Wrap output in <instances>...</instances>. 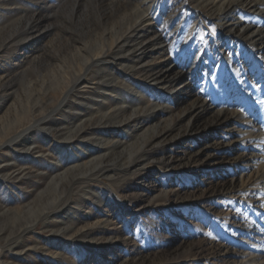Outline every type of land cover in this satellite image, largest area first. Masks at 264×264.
<instances>
[{
  "label": "rangeland",
  "instance_id": "obj_1",
  "mask_svg": "<svg viewBox=\"0 0 264 264\" xmlns=\"http://www.w3.org/2000/svg\"><path fill=\"white\" fill-rule=\"evenodd\" d=\"M139 1L0 0V125L35 104L37 94L49 92L56 104L79 75L95 82L87 92L77 86L53 112L46 120L49 132L36 130L34 150L22 154L6 145L0 151L4 173L11 175L0 177V264H234L253 255L264 258V249L255 250L264 238V181L228 189L264 163V59L244 49L248 60L228 77L218 63L219 51L229 55L234 45H253L220 24L239 17L264 26V1L257 5L260 12L237 2L219 12L209 1L222 0H160L150 29L136 34L131 13ZM149 1L154 12L157 0ZM99 50L109 62H93L80 72L85 55ZM199 52L204 57L198 59ZM158 54L171 56V69L159 76L161 89L150 87L141 98L130 88L135 84L141 93L145 76L158 78ZM253 60L261 72L251 71ZM128 65H136L135 74ZM61 79L63 89L55 88ZM103 93L108 101L100 98ZM118 93L126 95V104L120 105ZM168 93L181 100H169ZM224 99L229 103L222 106ZM155 102L165 107H156V118ZM192 102L208 109L190 115ZM106 108L115 114L110 119L101 116ZM179 113L180 125H170ZM220 115L241 119L229 127L239 132L252 130L242 123H255L254 140L237 142L230 152L228 141L237 138L210 124ZM154 120L164 132L148 140ZM79 123L68 141L66 131ZM102 136L121 144L100 150L89 141ZM205 144L214 146L203 149ZM141 145L146 153L121 166L127 151ZM209 149L214 156L200 159V150ZM99 151L94 165H79ZM254 155L262 158L255 161ZM42 211L32 229L21 233ZM249 225L253 232H245Z\"/></svg>",
  "mask_w": 264,
  "mask_h": 264
},
{
  "label": "bare ground",
  "instance_id": "obj_2",
  "mask_svg": "<svg viewBox=\"0 0 264 264\" xmlns=\"http://www.w3.org/2000/svg\"><path fill=\"white\" fill-rule=\"evenodd\" d=\"M153 1V0H152ZM205 1V0H204ZM209 1V0H207ZM206 1V2H207ZM263 2L264 0H222V1H219V2H216V1H209L212 6L216 9L219 10V12L223 11L224 9L226 8H231L232 3L234 2H237L239 3L243 8L247 9V10H250V11H258L260 12L261 10L257 7V5L260 3V2ZM152 3V2H151ZM156 7L154 8V12L151 11V8H150V1L149 0H141L138 2L137 5H135V8L133 10V27H134V31L137 33H140L141 31H144V30H148V28L150 29V26L151 25V19L153 20L154 17L156 16L157 12L160 11L159 10V6L158 4L160 3V0H157L156 1ZM153 4V3H152ZM160 5V4H159ZM237 5V4H236ZM246 11V10H245ZM211 12V11H210ZM242 15V14H241ZM234 16V15H233ZM132 17V15H131ZM237 17V16H236ZM233 19V18H232ZM224 20L223 18L220 19V21ZM127 21V20H126ZM129 21V20H128ZM131 21V20H130ZM130 25V24H129ZM129 25L127 24L126 28L128 30L129 28ZM220 26H222L223 28H226V31L225 33L227 32H234L233 30H235L236 34L238 37L242 38L243 40L246 38L248 39L249 42H251L253 45H246V48H243L242 45H234V52L230 53L229 55H224V53L222 54V51H219V55H221V57L218 59V63H219V71L220 73L224 74L226 73L224 76H230L229 73H231L232 75L235 74L234 71L235 70H238L240 67H242V65L244 64L245 60H248V59H244V57L242 56V52H244V49L247 51V50H251L253 53L251 54H256L259 58L264 59V26H262V24H257L255 23L254 21H249V20H244L243 18H239L237 17L236 19H233L232 21L228 22V21H225V22H222L220 24ZM125 28V29H126ZM223 28L222 30L220 29L219 31L220 32H223ZM131 29V28H130ZM133 30V29H132ZM125 32V31H124ZM129 32V30H128ZM128 32L125 34L126 37H128ZM239 34V35H238ZM242 34H249V36L247 35H244L242 36ZM130 36V35H129ZM241 39V40H242ZM247 42V41H246ZM249 42L247 44H249ZM116 46V45H115ZM122 46V45H121ZM141 46V45H140ZM144 46V45H142ZM207 46V45H206ZM215 46L214 48L215 49H218L221 47L220 45H213ZM136 47V46H135ZM139 47V46H138ZM123 48V47H121ZM162 49V47H160ZM210 48V47H209ZM113 49V48H112ZM120 49V48H119ZM132 49V48H131ZM146 49V47H145ZM111 50V49H110ZM130 50V49H129ZM133 51H136L133 49ZM109 52V50H108ZM113 52V51H112ZM137 52V51H136ZM143 52V50H142ZM164 52V51H162ZM123 53V52H122ZM105 54V51L104 50H99L98 52H96L94 54V56H92L91 58L87 57L85 55L84 59L80 62V72L82 71H86L88 70L90 64H92L93 62L94 63H107L109 61H104L103 59V56ZM121 54V53H120ZM134 54V53H133ZM136 54V53H135ZM103 55V56H102ZM107 55V53H106ZM164 55V54H163ZM137 56V54H136ZM256 56V57H257ZM170 57L171 56H168V57H162L161 55L158 54V57H155L154 61H153V65L155 64L157 70H156V76H158V78L154 79V78H151V74L150 75H147L145 76V78H143V81H144V86H141V93H139V91L137 90L138 88L134 85H132V87L130 88V90L134 93H137V95H139L141 98H144V96L146 97V93H149L151 92V88L150 87H155V88H160L161 87V80L158 82V79H159V76H162L164 74H166L167 72H169V70L171 69V65H170ZM197 57L198 59L199 58H202L204 57V54H202V52H199L197 54ZM117 58V57H115ZM160 58V59H159ZM172 59V58H171ZM257 59V58H256ZM103 60V61H102ZM258 60V59H257ZM101 61V62H100ZM174 61V60H172ZM195 61V60H194ZM264 61V60H263ZM146 62H149V61H146ZM142 63L141 66H143V64H147V63ZM110 63H113V62H110ZM251 63V62H250ZM152 64V63H151ZM125 66V65H124ZM264 66V65H263ZM262 66V67H263ZM149 67V65L147 66ZM192 67V66H191ZM150 68V67H149ZM128 71L133 75L135 73H133L132 70L136 69V65H128L127 68ZM139 69V68H138ZM261 65H259L257 62H255L253 60V67L251 69V71L253 73H258V72H261ZM137 73V72H136ZM149 73V72H148ZM146 75V74H145ZM243 76H246V73L242 74ZM136 76V75H135ZM138 76V75H137ZM134 77V76H133ZM155 77V76H154ZM226 77V78H227ZM137 78V77H136ZM232 78V77H231ZM225 79V78H224ZM1 80V79H0ZM62 80V79H61ZM59 80L56 85H55V88H58V89H63L62 86L65 85V83H63V80L65 81V77L64 79L61 81ZM175 79H173L174 81ZM220 80V79H218ZM248 80V83H249V79L247 78ZM137 81V80H136ZM243 80H240V82H242ZM109 84V82H107ZM235 83V82H234ZM84 84V85H83ZM95 82L92 81V79H88L87 78V75L86 74H82V75H79L78 76V79L76 80V83H74L70 88L66 89L63 91L62 93V97L61 99H59V101H57L58 103L56 104H52L54 99H52V97L48 94L49 90L47 91L48 93H44L43 96L41 94H37L38 96V100L35 104H33L31 107H22L21 110L19 111H16L15 114L10 117L8 120L6 121H3V123L0 125V151L1 150H4V147L6 145H10L11 147H15L21 151V153L23 154L24 152H30L32 150H34L36 148V140L33 139V135L36 133V130H40L41 132L43 133H47L49 132V130L51 129L50 126L47 124L46 120L51 118L52 117V114L53 112L58 108H61L63 106H65V104L67 103V101L70 99L71 97V93L73 91L76 90L77 86H80L82 87V89H87L88 85H94ZM123 84V83H122ZM244 84V83H243ZM158 86V87H157ZM166 86V85H165ZM107 87V86H105ZM54 88V87H53ZM126 88V87H125ZM101 89V88H100ZM161 89V88H160ZM52 90V89H51ZM81 90V89H80ZM88 91V89L86 90V92ZM106 91V90H105ZM108 91V90H107ZM110 91V90H109ZM143 92V93H142ZM153 92V91H152ZM175 92V91H174ZM120 93H118L117 95V98H118V101L121 104L125 103L126 104V97L124 98L123 96L125 95H119ZM177 94V92L175 93ZM154 95V94H153ZM180 94H178V96H172V93H168L167 94V98L170 100L173 99V101L175 102H178L181 100V98L179 97ZM55 96V95H54ZM126 96V95H125ZM149 97V96H148ZM56 98V97H55ZM100 98L103 100V101H108L109 99V96L107 95V93H103L100 95ZM135 98V97H134ZM139 98V97H138ZM158 98L159 99H162V95L161 94H158ZM137 99V98H136ZM139 100V99H138ZM163 100V99H162ZM192 101V100H191ZM110 102V101H109ZM195 102V101H194ZM192 102L191 106L188 108V114L192 115V114H195V116H198L203 110H207L208 109V106H206L204 103H201L200 105H198L197 103H194ZM203 102V101H202ZM48 103H51L50 105H52L51 107L49 106L48 108V111L45 112V109L47 110V107H48ZM118 103V104H119ZM200 103V102H199ZM229 103L228 99H224L221 104L222 106ZM116 104V103H115ZM162 104V103H161ZM164 104V103H163ZM98 106L100 105L99 103L97 104ZM134 105V103H133ZM154 108L153 110L151 111L152 113V117H157L158 116V113L160 114V110L159 112H155L156 110V107H162V105H160L158 102H155L154 104ZM198 105V106H197ZM132 106V105H131ZM147 106V105H146ZM167 106V105H166ZM185 107V106H184ZM99 108V107H98ZM165 108V107H164ZM163 108V109H164ZM199 108V109H198ZM107 109V108H106ZM105 109V110H106ZM133 109V108H132ZM168 109V108H167ZM210 109V108H209ZM104 110V111H105ZM183 110V109H182ZM162 111V110H161ZM220 111V110H219ZM115 112V111H114ZM119 112V111H118ZM122 112V111H121ZM180 112V111H179ZM184 112H187V110L185 109ZM218 112V111H217ZM117 113V111H116ZM137 112H135L136 114ZM182 113V112H181ZM177 114L176 116V119L175 120H172V118L168 121V123L170 125H180V122L183 120L180 119L179 115L181 114ZM118 114V113H117ZM226 114V113H225ZM229 114V113H228ZM113 115H115L114 113H111V111H108V109L104 112L103 115L101 116H108L109 119L110 117H113ZM119 115V114H118ZM122 115V114H121ZM134 115V114H133ZM160 116V115H159ZM115 119V118H114ZM108 120V119H107ZM181 120V121H180ZM241 120V119H240ZM239 120V121H240ZM258 120V119H257ZM159 120H154L153 122V125L150 127V134H148V140H151V139H154V138H157V136H162L161 134H163L164 131H161V129L157 130V123ZM191 121V120H190ZM238 119L234 116V115H229V116H225V115H220L218 118L216 117L215 118V121L210 123L211 125L212 124H217L218 127L220 128H224L226 133L225 134H229L231 135L232 137H236L237 139H234V140H230L228 141V150L231 152V150L235 147V145L237 144V142H250L252 140H254L253 138V135H251V133H255L253 132L252 130L255 129V131H257V126L255 125V123H251L248 122L245 124H243V128L245 127H249L252 129H249L251 131H247V132H239L238 130H231L229 127H231L232 125H235L237 124L238 122ZM260 121V120H259ZM189 122V121H188ZM187 122V123H188ZM117 123V121H116ZM155 123V124H154ZM240 123V122H239ZM118 124V123H117ZM120 124V123H119ZM168 124V125H169ZM116 125V124H114ZM211 125H207L206 128H208L209 126ZM81 123L79 124H76V125H72L70 127V129H68L66 131V139L68 141H71V139L74 138L75 135L78 134V131L81 127ZM191 127H192V124H187L185 126V130H189L191 131ZM242 127V125H241ZM79 128V129H78ZM170 128V127H169ZM227 128H229L230 130H228ZM148 130V131H149ZM165 130V129H164ZM259 132V131H258ZM147 134V133H146ZM187 133H182L178 136H182V135H185ZM257 136V135H256ZM177 137V136H175ZM241 139H238L240 138ZM172 138V137H171ZM250 138V139H249ZM144 139V138H143ZM147 139V138H146ZM90 142L94 143L95 146H98V148H100V150H103V149H110L111 146H115L116 144H121L120 140H115V139H112V138H108L106 136H102V137H95L94 140H89ZM143 141V140H142ZM164 142V141H163ZM142 144V143H140ZM139 144V145H140ZM123 145V143H122ZM259 145V144H258ZM138 146V144H137ZM137 146L133 147L132 149L130 148L128 151H127V162L123 161V163L121 164V166H126L128 165V163H131L133 162L137 157L141 156V154H144L146 153V148L144 145H141L139 147L141 148H138ZM206 146H214V145H207L205 144L203 146V149L204 147ZM8 147V146H7ZM136 148V149H135ZM211 148V147H210ZM213 148H218V147H213ZM113 149V148H111ZM208 149V148H207ZM80 150H82V148L80 147L78 150H77V154L78 155V152H80ZM235 150V149H234ZM107 151V150H106ZM112 151V150H111ZM114 151V149H113ZM199 151V150H197ZM196 151V152H197ZM207 150H200L199 153H201L202 155L200 156V159L201 158H204V159H209L211 157L214 156V153H212L213 150L209 149V151ZM227 151V150H226ZM103 152V151H102ZM101 151H99V155H97L96 157H90L87 161H83V162H80V166L83 165V167L87 166L89 167L90 165H94L97 160H98V156L101 155L102 153ZM141 152V153H140ZM195 152V153H196ZM198 153V154H199ZM264 153V152H263ZM134 154H138L136 155V157L134 158L133 155ZM261 154V153H260ZM42 155V154H41ZM193 156V155H192ZM262 157H264V155H261ZM245 157V156H244ZM244 157H240L238 159V161H242L244 162L246 159ZM262 157H258V156H252L251 158L255 161L257 160H260V158ZM76 158V156H75ZM78 160V159H77ZM188 160V159H187ZM206 161V160H205ZM253 161V162H255ZM241 162V163H242ZM247 162V161H246ZM262 162V161H260ZM2 164V163H1ZM0 164V177H3V178H9L11 175L7 172L4 173V165ZM213 163H211L210 161V164H207L208 166L211 165ZM94 167V166H93ZM95 168V167H94ZM93 168V169H94ZM122 168V167H121ZM101 169V168H100ZM87 170V169H85ZM92 170L91 168H89V171ZM124 170V169H123ZM262 170H264V163H262V166L260 165V167L255 170V171H252V175H250L247 180H240V184H235L233 186H229V190L232 189V188H236V187H246V184L249 183L248 186H251L255 188V186H258V183L260 182H263L264 181V171L262 172ZM86 173V172H85ZM94 173V172H93ZM96 173V172H95ZM85 176V175H84ZM248 182V183H247ZM87 187V186H86ZM258 188V187H257ZM242 189V188H241ZM249 194L251 193V187H249L248 189H245ZM243 192V191H242ZM245 192V191H244ZM240 193V192H239ZM254 193V192H253ZM252 193V194H253ZM232 194V193H231ZM234 194V193H233ZM248 194V195H249ZM240 196V195H239ZM250 196V195H249ZM242 197V196H241ZM132 209V208H131ZM262 209V208H261ZM45 212V211H44ZM43 211L40 213V214H37L35 213L36 215L30 219V222L27 223L26 225H24L21 229H20V232H24L26 230H29V229H32V227L36 224V222L39 220L40 218V215L42 213H44ZM249 221V220H248ZM254 224H252L253 226ZM257 229V228H255ZM254 229V230H255ZM243 230V229H242ZM253 228L251 227V225H249L246 229L245 232H253L252 231ZM258 230V229H257ZM255 233V232H254ZM259 233V232H258ZM251 238V237H250ZM254 238V237H253ZM252 239V238H251ZM260 239V238H259ZM245 240V239H244ZM261 240V248L259 246V249H255L256 251L258 250H261V252H263V249H264V238L263 239H260ZM256 241V240H254ZM248 242V241H247ZM242 245V244H241ZM252 246V245H251ZM247 248V247H246ZM251 252L249 253H246V254H250ZM227 254V251H224L222 253V256H225ZM245 254V255H246ZM236 255V254H235ZM244 254L243 255H240L242 258L245 256ZM227 256V255H226ZM257 255H253L251 257H249L248 259H240L238 261H235L234 264H264V258H262V256H259V257H256ZM261 258V260L259 259ZM224 259V258H223Z\"/></svg>",
  "mask_w": 264,
  "mask_h": 264
}]
</instances>
